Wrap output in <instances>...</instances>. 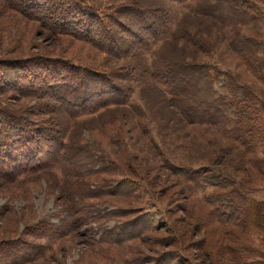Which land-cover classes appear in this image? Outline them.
<instances>
[{
  "label": "rangeland",
  "instance_id": "obj_1",
  "mask_svg": "<svg viewBox=\"0 0 264 264\" xmlns=\"http://www.w3.org/2000/svg\"><path fill=\"white\" fill-rule=\"evenodd\" d=\"M32 1L41 12L24 10ZM255 1L264 38V0ZM64 2L0 0V109L44 122L78 150L74 165L0 174V257L14 256L0 264H264V144L247 152L214 126L189 123L156 71L170 60L211 62L227 73L228 84L244 86L264 105V82L229 47L227 28L189 13L190 2L85 0L100 17L118 15L126 4L161 13L160 35L120 57L53 30ZM70 63L131 71H124L132 79L124 82L128 102L72 118L52 98H38L40 82L64 75L78 83ZM14 78L29 91L8 84ZM175 167H208L229 185L199 191ZM236 190L244 202L222 220L218 202ZM238 247L249 251L246 260L235 258Z\"/></svg>",
  "mask_w": 264,
  "mask_h": 264
},
{
  "label": "trees",
  "instance_id": "obj_2",
  "mask_svg": "<svg viewBox=\"0 0 264 264\" xmlns=\"http://www.w3.org/2000/svg\"><path fill=\"white\" fill-rule=\"evenodd\" d=\"M65 1L60 16L53 22L52 29L55 30L56 27L57 32L77 36L106 53L120 57L132 55L140 41L145 40L146 47L150 39L158 37L157 24L160 18L158 15L161 14L159 12L156 15L148 9L139 11L138 7L126 4L118 15L100 17V12L88 5L85 0ZM174 1L190 2L189 13L215 19L218 25L227 28L230 36L229 47L244 59L249 70L264 82V58H261L264 57V38L259 35L262 13L255 0ZM40 4L33 2L23 6L24 10L30 8L41 12ZM163 24L164 22L161 27ZM234 26L246 29L245 33L235 32ZM137 27L147 31L141 35ZM248 31L253 32L249 34ZM124 33H128L129 37H124ZM175 35L176 32H173L172 39ZM159 65L162 66L161 69H156L158 78L168 88L173 103L178 101L182 105L181 113L189 123L214 126L247 152H254L258 145L264 144V105L260 98L242 85L228 84L227 73L220 70L217 65L211 62L193 63L178 60H170ZM69 66L70 70H74L75 67L78 69L76 70L79 74L78 83L76 81L69 83L64 75L61 81L40 82V95L37 97H47L49 98L47 102L52 98L56 101L54 103L72 118L90 110H99L109 105H125L128 102L129 87L124 82L132 79L124 72L126 68L105 72L72 63ZM6 67L9 69V66ZM154 76L157 77L155 73ZM14 79L8 84L18 86L17 90L29 91L26 81L19 82ZM111 94L113 97L110 96ZM91 100L95 101L87 106ZM42 124L44 122L32 121L23 112L0 109V164L2 165L0 174L9 176L18 170L17 175H22L42 163L44 165L39 167L41 169H51L58 163L70 162L74 165L78 150L70 147L63 135L58 137L53 129L43 127ZM52 152H58L57 157L49 159L48 155L50 156ZM14 163L16 166H13ZM175 169L185 179L192 181L199 191L208 187L229 185L226 182L227 178L210 174L208 167L198 170L182 167ZM236 192L238 194L230 195L224 202L223 200L218 202L219 208L223 209H218L217 212L222 220H228L230 214L239 212L244 196L237 190ZM28 246L30 249L34 245ZM1 247L9 249V252L13 251L7 245ZM248 252L245 247L240 248L236 250L234 256L239 262L244 261L248 257ZM4 258L11 260L14 256L7 252L4 257H0L2 263L5 261Z\"/></svg>",
  "mask_w": 264,
  "mask_h": 264
}]
</instances>
